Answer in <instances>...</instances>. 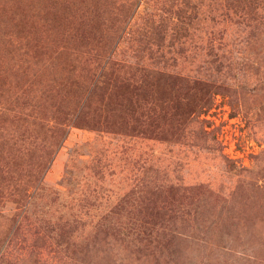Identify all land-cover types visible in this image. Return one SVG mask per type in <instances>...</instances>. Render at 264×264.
<instances>
[{
	"label": "rangeland",
	"instance_id": "rangeland-1",
	"mask_svg": "<svg viewBox=\"0 0 264 264\" xmlns=\"http://www.w3.org/2000/svg\"><path fill=\"white\" fill-rule=\"evenodd\" d=\"M0 264H264V0H0Z\"/></svg>",
	"mask_w": 264,
	"mask_h": 264
}]
</instances>
